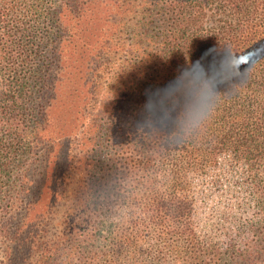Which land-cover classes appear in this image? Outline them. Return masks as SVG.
Segmentation results:
<instances>
[{
	"label": "trees",
	"instance_id": "1",
	"mask_svg": "<svg viewBox=\"0 0 264 264\" xmlns=\"http://www.w3.org/2000/svg\"><path fill=\"white\" fill-rule=\"evenodd\" d=\"M260 1L262 7L253 0H0V79L11 86L0 92V238L8 241L5 264H25L31 258L35 244L26 246L17 230L9 231L8 221L24 196L32 204L28 177L36 170L40 140L52 141L45 126L59 89L72 95L79 84L88 87L85 122L70 141L76 144L91 123L87 159L98 195L107 201L125 194L129 202L144 204L158 216L167 214L169 232L186 237L193 247V261L189 258L187 264H200L202 250L180 194L182 172L190 160L209 154L203 143L237 144L231 138L238 129L254 127L245 143L258 146L256 136L264 139V77L241 86L219 106L202 136L176 152L162 150L157 139L141 135L137 126L149 95L174 81L190 62L220 43L264 39ZM98 3H117L120 20L109 24L105 20L111 17L97 15ZM75 152L69 154L71 170ZM47 164L48 154L41 164L45 174ZM163 218L156 222L164 224ZM94 240V235L75 238L71 262L89 258ZM258 242L246 251L229 250V264H264V232ZM164 247L179 249L171 242Z\"/></svg>",
	"mask_w": 264,
	"mask_h": 264
},
{
	"label": "rangeland",
	"instance_id": "2",
	"mask_svg": "<svg viewBox=\"0 0 264 264\" xmlns=\"http://www.w3.org/2000/svg\"><path fill=\"white\" fill-rule=\"evenodd\" d=\"M253 1L256 7H262L260 0ZM114 5L117 3H98L94 11L111 17L105 20L111 24L121 18ZM82 70L84 79L86 72ZM10 88L8 82L0 79V92ZM87 88L79 84L72 95L59 89L45 126L47 139L52 141L40 140L34 157L36 170L28 177L34 193L32 204L24 196L8 221L9 231L17 230L26 246L35 244L25 264H187L189 258L193 261V247L186 237L169 232L172 225L167 214L158 216L144 204L129 202L124 193L107 201L98 195L100 192L89 176L87 159L88 141L93 137L91 123H86L76 144L70 141V135L85 122ZM253 131L254 127L238 129L231 138L237 141L233 145L203 143L202 149L209 154L190 160L189 169L182 172L180 194L183 204L189 207L187 222L202 250L200 264H229L233 258L229 250L246 251L259 245L264 232V139L256 136L258 146L248 147L245 141L251 139ZM73 149L76 159L71 170L69 154ZM46 154L49 164L45 174L41 164ZM179 156V152L174 153L176 159ZM90 197L94 198L91 202ZM160 217H164V224L156 222ZM90 235L95 237V247L90 249L89 258L71 262L69 253L76 244L75 238ZM162 236L165 243H161ZM7 242L0 238V264L6 262ZM167 242L179 249L169 250L164 247ZM260 247L264 259V245Z\"/></svg>",
	"mask_w": 264,
	"mask_h": 264
},
{
	"label": "clouds",
	"instance_id": "3",
	"mask_svg": "<svg viewBox=\"0 0 264 264\" xmlns=\"http://www.w3.org/2000/svg\"><path fill=\"white\" fill-rule=\"evenodd\" d=\"M220 45L149 95L137 127L141 135L157 139L162 150L176 152L197 141L225 100L264 77V39Z\"/></svg>",
	"mask_w": 264,
	"mask_h": 264
}]
</instances>
